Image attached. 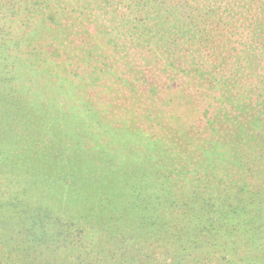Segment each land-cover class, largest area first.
I'll use <instances>...</instances> for the list:
<instances>
[{
    "label": "rangeland",
    "instance_id": "374dc122",
    "mask_svg": "<svg viewBox=\"0 0 264 264\" xmlns=\"http://www.w3.org/2000/svg\"><path fill=\"white\" fill-rule=\"evenodd\" d=\"M25 1H7L24 7L0 40V176L55 212L47 231L62 236L44 261L118 264L125 249L130 264H264V102L247 91L258 79L202 80L198 48L171 45L159 60L179 57L197 95L152 70L147 49L94 47L93 23L62 33ZM82 10L86 26L98 18ZM237 37L242 51L249 36Z\"/></svg>",
    "mask_w": 264,
    "mask_h": 264
},
{
    "label": "trees",
    "instance_id": "16d2710c",
    "mask_svg": "<svg viewBox=\"0 0 264 264\" xmlns=\"http://www.w3.org/2000/svg\"><path fill=\"white\" fill-rule=\"evenodd\" d=\"M7 1L0 0V40L9 36L11 39L12 33L5 31L12 26V22L8 20L18 15L19 10L24 7L23 3L20 7L8 9ZM224 1L223 8L218 6L222 2L216 0H29V7L33 10L41 6V13L54 22L62 33L77 22L79 33L83 34L92 28L93 23L92 34L98 42L94 47L105 44L124 52L125 46L131 45L133 50L138 47L147 49L150 54L149 62L160 63L151 69L166 78V81L181 78L182 81L189 82L193 76L184 69L188 66L179 57L178 60L160 61L161 55L171 45L177 48L180 46L187 52L191 48H198L197 55L189 57L201 68L199 72L202 80H206L207 76L203 74L206 73L210 78L213 75L218 83L227 85L232 84L235 78L242 79L249 72L258 81L249 85L247 91L251 96L255 93L257 99L264 102V0H236L235 3ZM70 2L80 9L76 11L78 13L73 14V10L65 6V3ZM14 4H17V0H12V5ZM86 8H96L103 16H93L86 26L80 18L85 12L82 9ZM166 17L174 19V24H165ZM72 34H75L73 29ZM244 34L249 36V41H246L241 51L243 41L237 36ZM116 38L118 42L115 41ZM223 39L231 47L225 54L219 44H216ZM82 40L84 44L87 43L85 34ZM162 42L166 43L163 47ZM15 45L18 44L15 42ZM244 68L248 69L247 72ZM224 69H229L231 74ZM155 76L156 73L152 72L151 78ZM189 87L195 94L201 95L198 82H189ZM9 184L5 177L0 176V264H51L50 260L47 263L44 261V251L41 248L47 240L53 243L57 236H62V232L58 234L47 231L48 224H52L48 223L49 218L55 219V212L47 204L29 202L28 196L24 197V190H12ZM237 211V208L232 209L233 213ZM92 233L88 231L87 235ZM179 237L182 240L180 232ZM77 241L73 240L74 243ZM190 242L199 246L196 240L190 239ZM116 251L119 254L114 252L116 256L113 259L115 262L119 261L118 264L121 260L128 264L136 260L135 251L128 254L125 249ZM12 252L14 258L11 257ZM98 252L102 254L103 251ZM96 259L92 263L79 260V264H94ZM98 262L101 263L102 260Z\"/></svg>",
    "mask_w": 264,
    "mask_h": 264
}]
</instances>
